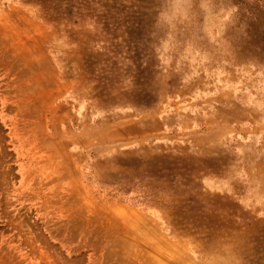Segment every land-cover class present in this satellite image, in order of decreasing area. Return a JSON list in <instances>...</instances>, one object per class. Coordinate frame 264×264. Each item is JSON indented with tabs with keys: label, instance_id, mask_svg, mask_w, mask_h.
<instances>
[{
	"label": "rangeland",
	"instance_id": "obj_1",
	"mask_svg": "<svg viewBox=\"0 0 264 264\" xmlns=\"http://www.w3.org/2000/svg\"><path fill=\"white\" fill-rule=\"evenodd\" d=\"M0 264H264V0H0Z\"/></svg>",
	"mask_w": 264,
	"mask_h": 264
}]
</instances>
